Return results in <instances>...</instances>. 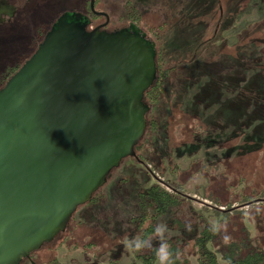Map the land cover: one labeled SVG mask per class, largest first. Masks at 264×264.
Instances as JSON below:
<instances>
[{
    "label": "rangeland",
    "instance_id": "1",
    "mask_svg": "<svg viewBox=\"0 0 264 264\" xmlns=\"http://www.w3.org/2000/svg\"><path fill=\"white\" fill-rule=\"evenodd\" d=\"M10 2L18 6L16 0ZM84 2L35 0L21 6L9 26H0V76L26 63L44 41L47 25L63 12H83ZM97 10L112 20L136 21L150 31L164 68L172 69L152 108L159 129L146 140L157 144L150 151L158 154L168 146L169 160L158 171L135 158L123 159L93 194L96 200L79 206L68 228L34 254L36 264H47L57 255L58 264H142L127 244L135 229L131 219L139 215V193L153 183L179 184L188 198L186 205L158 223L184 225L166 231L164 242L179 236L190 239L201 230L200 218L216 227L219 220L232 216L228 212L240 204L224 206L236 199H229L225 189L239 175L254 189L248 202L264 200V149L234 159L238 154L226 150L225 144L237 137L264 141V0H98ZM199 121L203 130L196 128ZM192 134L204 146L191 145ZM184 142L189 144L183 149ZM215 197L222 205L210 199ZM260 206L250 210L254 217L259 212L264 218ZM257 227L263 230L264 223ZM87 244H92L90 249ZM191 263L195 264L193 257Z\"/></svg>",
    "mask_w": 264,
    "mask_h": 264
},
{
    "label": "water",
    "instance_id": "2",
    "mask_svg": "<svg viewBox=\"0 0 264 264\" xmlns=\"http://www.w3.org/2000/svg\"><path fill=\"white\" fill-rule=\"evenodd\" d=\"M85 28L55 26L0 89V264H35L145 133L155 46Z\"/></svg>",
    "mask_w": 264,
    "mask_h": 264
},
{
    "label": "trees",
    "instance_id": "3",
    "mask_svg": "<svg viewBox=\"0 0 264 264\" xmlns=\"http://www.w3.org/2000/svg\"><path fill=\"white\" fill-rule=\"evenodd\" d=\"M155 50L156 79L153 85L144 93L143 97L144 104L149 107V111L146 115V129L142 139L134 150L136 161L143 165H151L155 170L160 171L161 168H163V164H165V160H169L166 155L167 151H169L168 146H164V150H160V152H162L160 155L150 151V148H154L157 144H146V140L151 132L158 131L159 129V120H155L152 108L163 95L172 69L164 68L161 51H158L156 47ZM21 66L22 64L8 70L0 76V89L5 86ZM196 123V128L198 130L204 129L202 122L199 121V123ZM190 142L191 145L200 143L204 146L203 142L201 140L199 141L194 135ZM188 144L189 143L186 142L181 143L180 147L184 149L187 147L185 145ZM225 144L226 150L238 154L234 159L255 155L264 149V141H243L239 137L227 141ZM211 145H213V143H211L210 146ZM202 146L197 150L195 149L194 154H197ZM228 156L229 155H227V157ZM156 160L158 161L157 163H155ZM225 161H227L226 158ZM244 180V177L239 175L236 177V182L225 189V191L230 193L229 199L233 196H235L236 199L231 201L228 200V203H225L224 206L231 204L232 207L235 204H240L238 207L231 208L228 212L231 213L232 216L219 220L216 227L207 220L200 218L197 225L201 230H198L190 239L179 236L165 241L173 254L172 259L174 264H192L191 257L195 259V264H264V229L259 231L257 227L260 222L264 223V218L260 217L259 212L254 213V217L252 210H250L254 205L260 204L262 206H260L258 210L264 212V200L257 197L252 199L254 200L253 202H248L249 196L254 194V189L251 188L252 185ZM241 189L243 190L241 191ZM244 190L248 191L247 194H245ZM210 199L222 205L220 201L216 200V197L215 199ZM95 200L96 198H92L91 203ZM187 201L188 198L183 194L182 186L179 184H167L163 187L159 183H153L139 193V215L131 219L132 223L135 224V229L130 233L129 238L130 240L134 238H152L153 247L142 250L146 251L145 254H137L138 252H134L138 260L142 261L144 264L156 263V247L159 242L153 240L154 230L156 226L159 225L158 223L162 222L174 210L186 205ZM245 207L248 208L247 211L242 210ZM238 211H243V213ZM228 213L225 212L226 215H228ZM247 216L255 221V234L246 226ZM183 227L184 225L181 222L175 221L171 224V227L167 226L166 231L171 232L175 229L180 230ZM59 236L60 235L57 237ZM225 237L228 238L227 242H225ZM66 243H68V241ZM85 246L90 249L92 244H87ZM186 249H189V251L187 252ZM34 254H32L31 258L34 257ZM47 264H58V262L57 259L54 258L47 261Z\"/></svg>",
    "mask_w": 264,
    "mask_h": 264
},
{
    "label": "flooded vegetation",
    "instance_id": "4",
    "mask_svg": "<svg viewBox=\"0 0 264 264\" xmlns=\"http://www.w3.org/2000/svg\"><path fill=\"white\" fill-rule=\"evenodd\" d=\"M34 1L35 0H16L18 6H14L11 4L10 0H0V26H9L10 22L15 18L17 10L20 9L21 6ZM93 2V11L90 7V0H85L83 12L79 13L77 11H71L61 13L50 25H47L50 27L47 29L45 35H47L55 26L74 23L79 27L86 26V32L99 28V31L106 35L117 33L137 34L143 36L156 47L155 42L150 39V36H152L150 31L138 27L140 25L136 23V21H127L122 20L121 18L112 20L110 15L97 10L98 0H94ZM45 35L44 38L46 37ZM142 264L144 263L142 262Z\"/></svg>",
    "mask_w": 264,
    "mask_h": 264
},
{
    "label": "clouds",
    "instance_id": "5",
    "mask_svg": "<svg viewBox=\"0 0 264 264\" xmlns=\"http://www.w3.org/2000/svg\"><path fill=\"white\" fill-rule=\"evenodd\" d=\"M167 230L166 225H157L154 230V238L159 239V244L156 247V259L158 261V264H174V261L172 259V252L169 248V245L164 242V233ZM227 237H225V242H227ZM127 247L135 252H140L144 250L145 248H152V238L148 239H132L128 241Z\"/></svg>",
    "mask_w": 264,
    "mask_h": 264
},
{
    "label": "crops",
    "instance_id": "6",
    "mask_svg": "<svg viewBox=\"0 0 264 264\" xmlns=\"http://www.w3.org/2000/svg\"><path fill=\"white\" fill-rule=\"evenodd\" d=\"M247 209L248 208L245 207L242 210L247 211ZM246 218H247L246 219V226H247V228H249L252 231V233L255 234V231H256L255 221L253 219H250L249 216H247ZM59 252H60V255H61V253L63 252V250L60 249ZM57 259L59 260L60 259V256L57 255Z\"/></svg>",
    "mask_w": 264,
    "mask_h": 264
}]
</instances>
